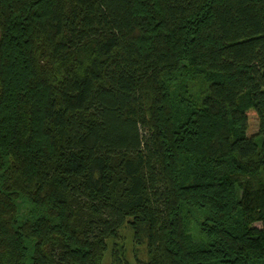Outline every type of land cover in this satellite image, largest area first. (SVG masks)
<instances>
[{
	"label": "trees",
	"instance_id": "16d2710c",
	"mask_svg": "<svg viewBox=\"0 0 264 264\" xmlns=\"http://www.w3.org/2000/svg\"><path fill=\"white\" fill-rule=\"evenodd\" d=\"M126 223L146 264H264V0H0V264H101Z\"/></svg>",
	"mask_w": 264,
	"mask_h": 264
},
{
	"label": "rangeland",
	"instance_id": "374dc122",
	"mask_svg": "<svg viewBox=\"0 0 264 264\" xmlns=\"http://www.w3.org/2000/svg\"><path fill=\"white\" fill-rule=\"evenodd\" d=\"M168 88L173 107L178 113H183L190 105L200 104L207 92V81L201 78L186 77L183 72V75L169 84ZM250 111H248L247 134L253 135L258 131V120L252 110ZM192 226L190 224L189 233L195 238L193 234H197ZM147 260L148 253L144 236L140 233L136 238L129 223H126L120 228L116 238L106 240V250L101 264H117L118 262L120 264H146Z\"/></svg>",
	"mask_w": 264,
	"mask_h": 264
}]
</instances>
